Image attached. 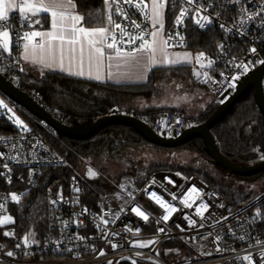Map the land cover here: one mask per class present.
<instances>
[{
	"label": "built area",
	"instance_id": "1",
	"mask_svg": "<svg viewBox=\"0 0 264 264\" xmlns=\"http://www.w3.org/2000/svg\"><path fill=\"white\" fill-rule=\"evenodd\" d=\"M110 1L114 23H120L133 35H137L138 30L131 24L132 20L141 24L142 29H145L146 23L145 35L151 39L148 35L152 29L151 21H144L139 8L130 7L125 0ZM262 2L264 0H243L242 3L233 4L231 0H193L189 4L182 0H164V11L171 15L170 26L164 32L167 49H180L188 45L186 31L190 25L199 30L214 26L221 32L217 48L211 53L201 52L204 56L200 59L204 65L200 81L209 92L213 104L218 105L233 94L235 88L229 87L233 75L241 77L264 61V13L249 22L247 27L241 28L238 23L241 19L240 9L246 8V19L259 10ZM138 3L139 0H132L133 5ZM144 3L147 4V0ZM117 6L122 11L117 12ZM182 10H186L185 15L177 24L176 18ZM110 11L105 14L107 19ZM203 15L209 16L212 21L205 29L195 23ZM29 23L31 21H26L22 28L21 14L14 12L6 24L10 30L11 52L6 56L0 51V73L15 86L20 85L22 78L20 50L27 42L23 35L34 31L33 25L28 26ZM222 24L224 28H221ZM116 36L120 38L118 30ZM252 48L256 51L252 52ZM209 60L214 62L211 67L208 66ZM242 63L248 67L246 73L242 67H238ZM205 73L208 75L205 76ZM29 94L38 99L34 93ZM106 114L131 115L146 124L151 119L149 113L118 106H113ZM198 117L162 110L156 114L150 127L158 133L172 136L197 124ZM38 124L52 135L57 134L39 119ZM64 163L65 158L36 133L28 130L0 133V218L9 214L8 205L13 201V195L22 198L29 190L44 196L46 213L45 230L36 242L25 240L26 233L18 236L12 223L0 225V264H109V261L115 264L117 260L132 264L133 261L135 264H264V257L260 255L264 251V235L253 229L248 213L249 207L264 197V192L250 204L234 208L230 200L207 185L199 175H184L173 169L158 168L141 183L133 175H121L112 184L114 189L99 193L90 207L83 204L84 186L76 179L69 181L65 191L38 186L37 177L42 167ZM85 165L88 164L85 162ZM193 187L197 191L189 193L188 189ZM152 193L159 196L166 206L177 209L168 221L162 219L167 214V208L157 204ZM173 196L176 198L173 199ZM186 198L192 207L182 203ZM202 203L208 205L207 209H202L203 216L196 213ZM133 208H139L148 216V220L138 216L132 211ZM186 216L195 224L190 226ZM223 217H227V220ZM105 220L108 223L105 224ZM161 228L163 232L159 231ZM5 232L12 235L5 236ZM168 238L177 239L189 251L190 257H187L185 250L177 248L163 252L161 244ZM258 240L260 244H257ZM18 244L20 247H17ZM113 244L117 247L113 248ZM101 250L103 255H100ZM9 251L13 252L12 256L7 255ZM180 258L186 260L180 261Z\"/></svg>",
	"mask_w": 264,
	"mask_h": 264
},
{
	"label": "trees",
	"instance_id": "2",
	"mask_svg": "<svg viewBox=\"0 0 264 264\" xmlns=\"http://www.w3.org/2000/svg\"><path fill=\"white\" fill-rule=\"evenodd\" d=\"M74 3L77 5L78 14L85 17L90 13L93 14L91 21L85 23V26L105 27L107 25L105 14L110 9L105 5L104 0H74ZM164 16L167 17V19L164 18L165 32L170 26L171 15L165 12ZM187 29L189 38L187 48L192 51L211 53L217 48L220 41L218 38L222 36L214 26L199 30L190 25ZM153 72V70L150 72L145 83L116 85L74 78L57 72H47L36 80L22 71L21 83L18 87L37 95L38 100L57 119L77 126L81 123L89 124L95 121L116 105L142 111L127 103L139 96L153 95ZM216 106V104L209 106L196 122L204 121ZM12 108L24 120L28 131L41 136L47 144L65 158V163L60 166L42 167L37 177V184L43 189L48 187L53 191H57L58 188L65 191L69 181L72 178L76 179L84 186L83 204L90 207L93 206L99 193L114 189V186L109 183L111 176H115L117 181L121 175L130 174L138 183H141L151 171L158 168L173 169L184 175H199L207 185L230 200L234 208L250 204L264 192V189L260 192L231 191L223 187V179L213 176L211 171L219 175L229 173L212 162L202 140L198 137H193L179 145L165 147L150 142L132 126L111 123L100 128L88 138L73 139L59 134L52 135L38 124V118L27 110L14 104ZM159 111V109H143L142 112L151 115L150 121H147L149 126H152L151 123ZM17 130L8 119L0 116V133L17 132ZM210 133L222 156L231 163L248 166L261 160L260 157L264 155V116L255 103L252 89L242 95L231 109L210 128ZM182 150L193 155L191 162L182 165L174 164L172 161L175 153ZM158 151L166 152L168 159L163 161L156 157L159 154ZM85 162L97 171L98 178L86 176ZM259 175L264 177V171L250 176L258 177ZM8 206L9 213L13 217L12 224L18 236L26 233L35 241L40 240L46 227L44 196L29 190L19 201H12ZM248 213L253 229L258 234L264 235V197L251 205ZM115 264L132 263L117 260Z\"/></svg>",
	"mask_w": 264,
	"mask_h": 264
},
{
	"label": "snow or ice",
	"instance_id": "3",
	"mask_svg": "<svg viewBox=\"0 0 264 264\" xmlns=\"http://www.w3.org/2000/svg\"><path fill=\"white\" fill-rule=\"evenodd\" d=\"M182 2L191 4L193 0H182ZM233 4L242 3L243 0H231ZM105 5L111 9L112 5L110 0H104ZM130 7H137L143 12L144 21H151L152 29L148 31V35L151 39H148L145 35V29H147V24L145 23V29L141 28V24L137 23L135 20L131 21V24L135 29L138 30L137 35L131 34L129 31L125 30V27H122L120 23H114L112 19L113 13L109 12V16L107 19V25L105 27L99 28H88L83 26L85 23L91 21V17L93 14H88L85 17L82 14H78L76 12L77 5L74 3V0H23L22 3L18 5L19 13L21 14V27H24L26 21H30L32 16H36L38 14H50L51 16V28L45 32L39 31H31L25 32L23 35V39L27 41L23 44V52L22 59L25 62H30L32 64H36L41 66V74L43 75L44 70H54L58 69L62 72H67L69 75H77L84 76L85 75V54L87 53V64H88V77L96 80L104 79V75L102 74V69L104 68V60L105 57L108 61H117V68L120 67H128V68H138V73H122L117 72L113 73L109 71L107 73V78L112 80L115 79L117 82L126 79H137L142 80L146 79L147 72L157 66L161 65H181L183 63L190 62V54L184 53H176L173 58L169 57V53L167 51L168 41L162 38L164 21H163V11L165 7L164 0H150V5L145 4L144 0H139L137 5L132 4V0H125ZM259 10L254 12L252 15L244 18V14L246 13V8L240 9L241 19L238 21L239 26L241 28L247 27L249 22L254 21L255 19L261 16V13H264V2L258 6ZM10 9H14V5L9 3L5 4V0H0V28H4V31H0V51L4 53H10V44H9V36L10 32L6 27L7 22L10 19ZM122 11V9L117 6V12ZM186 10H182L180 15L176 18V23H181V17L185 15ZM218 15V14H217ZM125 19L128 17L125 15ZM204 21V22H201ZM69 21L71 22L69 24ZM39 20H36L35 23H39ZM196 24L199 25L201 29H205L209 24L212 23L211 19L207 15H203L200 19L195 21ZM159 25V28L156 27ZM29 27L32 26L31 23L28 24ZM111 26V27H109ZM225 26L222 24L221 28ZM262 27H264V20H262ZM119 31L120 38L117 39L116 32ZM244 34V33H241ZM34 37H42L46 39H42L39 43H34ZM109 37H111V42H109ZM127 37V39H125ZM157 37H161L157 39ZM171 37H169V40ZM183 38H181L182 40ZM53 42H59L58 44H54ZM17 46L19 45V39L16 40ZM77 45H79V61L77 62ZM128 45L130 47H125ZM67 46V47H66ZM252 52H255L256 49L252 48ZM58 53V55H57ZM204 56V53L198 54L196 57L197 63L200 62L201 57ZM67 58L68 65L65 66V59ZM214 62L212 60L208 61V66ZM260 63H264V61H260ZM109 68L112 67L111 63L108 65ZM201 67H204L201 64ZM238 67L243 68V72L248 71V67L246 64H240ZM24 71L23 68L20 69ZM95 72V75L93 73ZM199 75V73H196ZM205 76L208 74L205 73ZM223 76V73H221ZM211 79V77H209ZM240 79L238 75H233L229 80V87L235 88L237 86V82ZM0 107H7L3 100H0ZM11 111V109H8ZM15 123L18 125H23V121L19 118L16 119ZM27 131V126L24 125V129ZM255 151H259V149H255ZM264 160V155L260 157ZM89 176L94 177L97 173L91 169L88 172ZM179 175V173L177 174ZM155 181H153L154 183ZM172 183V181H169ZM123 187V186H122ZM77 191H79L77 189ZM197 191L195 187L188 189V192ZM152 196L155 198L156 203L161 207L167 208V214L162 217L164 221H168L172 213L177 211L175 207H171L170 205L166 206L164 201L156 196L155 193H152ZM176 197L173 196V199ZM19 196L13 195V201H19ZM186 207H192L191 204L187 202V198L182 201ZM208 205L202 203L196 209V213L198 215L203 216L202 209H207ZM85 211H87L85 209ZM133 212H135L138 216H143L144 220H148V216H146L139 208H133ZM259 215V213H257ZM188 219L189 225H194L195 221L190 219L189 217H185ZM222 219L227 220V217H223ZM12 221V217H4L0 218V225L7 224ZM104 223H108V221H104ZM203 225H201L202 227ZM179 227V225H178ZM139 231V230H138ZM160 232H163L164 229H159ZM5 236H11L12 233L5 232ZM31 235V234H30ZM107 235V234H106ZM79 239H84L83 237H79ZM217 240L219 237L216 238ZM243 239V237H241ZM30 242V241H26ZM153 241H149L148 243H152ZM261 241H257V244H260ZM141 247H145L146 245H140ZM2 247V245H0ZM17 247H20L18 244ZM113 248L117 247L116 244L112 245ZM71 251V249H69ZM220 251V249H217ZM103 250L100 251V255H103ZM8 256H12L13 252L9 251L7 253ZM262 257H264V251L260 253ZM248 257H246L247 259ZM109 264H112L109 261ZM135 264V261H133Z\"/></svg>",
	"mask_w": 264,
	"mask_h": 264
},
{
	"label": "water",
	"instance_id": "4",
	"mask_svg": "<svg viewBox=\"0 0 264 264\" xmlns=\"http://www.w3.org/2000/svg\"><path fill=\"white\" fill-rule=\"evenodd\" d=\"M196 73H199V75H196ZM201 75L202 72L200 68L194 67L192 69V76L195 80L200 79ZM263 76L264 63H259L254 69L240 77L233 94L222 103L218 104L204 121L186 127L179 133H174L172 136H166L164 132L158 133L144 121L125 114H105L89 124L81 123L77 126L66 124L51 114L48 109L40 101L32 97L29 92L13 85L1 73L0 91L12 102L21 106L39 120L45 122L48 127L55 130L59 135L73 139H84L92 136L96 131L107 124L121 123L132 126L150 142L165 147L179 145L193 137H198L202 140L205 150L214 164L220 166L229 174L248 176L264 171V160L261 159L248 166L231 163L220 153L210 133V128L221 119L231 109L235 102L238 101L249 89H252L255 103L264 116ZM85 168L86 176L91 178L88 174L89 169L93 171L95 170L89 165H85Z\"/></svg>",
	"mask_w": 264,
	"mask_h": 264
},
{
	"label": "crops",
	"instance_id": "5",
	"mask_svg": "<svg viewBox=\"0 0 264 264\" xmlns=\"http://www.w3.org/2000/svg\"><path fill=\"white\" fill-rule=\"evenodd\" d=\"M148 1V0H147ZM150 1V0H149ZM23 0H5V4H13L14 9H10V14L14 12L19 13V7L18 5L22 3ZM147 4H149L147 2ZM164 11H163V21H164ZM36 20H39V23H35ZM31 23L33 25L34 31L39 32H45L50 30L51 28V16L50 14H38L36 16L31 17ZM71 22L69 21V24ZM85 26V25H83ZM88 27V26H85ZM100 26L95 27H88V28H99ZM110 27V26H109ZM0 30V31H4ZM9 30V29H8ZM10 32V30H9ZM161 37H157V39H160ZM162 38L164 39V28H163V35ZM42 39V37H34L33 42L39 43ZM54 44H58L59 42H53ZM9 44L11 49V42L9 38ZM67 47V46H66ZM77 47V62L79 61V45ZM186 49L185 48H180ZM179 50V49H176ZM187 50L191 51L187 48ZM11 52V50H10ZM22 52L23 47L20 50V58H21V68L24 69L23 73L27 74L31 78H34L36 80L40 79L42 76H44L47 72H57L62 73L64 75L74 77V78H80V79H87L94 82L99 83H109V84H132V83H145L148 80V77L150 75V72L153 70V89L154 93L153 95L149 97H136L130 100L127 104L135 109H176L179 110V112H182L186 116H196L201 115L209 106L213 105V102L211 101V97L208 96L209 92L206 91L207 89L204 87V85L201 83L200 79L195 80L192 76V69L194 67H200V70L202 69L201 63L198 64L195 63L194 60L190 59V62L183 63L181 65H161L154 67L150 69L146 74V79L137 80L135 78L133 79H126L121 80L117 82L115 79H108L107 73L109 71L113 72L114 74L117 72L122 73H138V68H128V67H120L117 68V61H108L105 57L104 60V68L102 69V74L104 75V79L102 80H96L88 77V64H87V53L85 54V75L84 76H77V75H69L67 72H62L58 69L54 70H44L43 75L41 74V66L32 64L30 62H25L22 59ZM192 52H198V51H192ZM4 53V52H3ZM178 53H173V56ZM198 52V54H200ZM10 53H4V55L8 56ZM58 55V53H57ZM170 57V58H172ZM111 63L112 67L109 68L108 65ZM68 61L67 58L65 59V66L67 67ZM198 67V68H199ZM22 73V71H21ZM95 75V72L93 73ZM30 92V91H29ZM37 96V95H36ZM38 98V97H37ZM38 100V99H37ZM39 101V100H38ZM211 101V102H210ZM211 103V104H210ZM209 105V106H208ZM85 167V166H84ZM86 169V168H85Z\"/></svg>",
	"mask_w": 264,
	"mask_h": 264
},
{
	"label": "rangeland",
	"instance_id": "6",
	"mask_svg": "<svg viewBox=\"0 0 264 264\" xmlns=\"http://www.w3.org/2000/svg\"><path fill=\"white\" fill-rule=\"evenodd\" d=\"M150 5V1H147ZM157 28H159V25H156ZM4 29V28H3ZM1 29V30H3ZM10 38V36H9ZM168 53H169V57L173 56V53L178 52L180 54H184V53H188L190 54V59L194 60L195 63H197L196 61V57L198 56L197 52H191L187 49H167ZM173 58V57H172ZM198 64V63H197ZM0 100H3L5 102V104L7 105V107H0V116H4L6 119L9 120V122L16 127L18 130H23L24 129V125H26V123L24 122V120L16 113L15 110H13V108L11 107L13 104L17 105L16 103L12 102L7 96H5L1 91H0ZM11 104V105H10ZM8 109H11V111H8ZM19 118L21 121H23V125H18L17 123H15L16 119ZM27 126V125H26ZM159 154L156 155V157H158L161 160H167L168 159V154L166 152L163 151H158ZM192 154L187 152V151H179L177 153H175V158L172 161L174 164H188L191 162V158H192ZM87 163V162H86ZM95 172L97 173V171L95 170ZM212 175L218 178H222V183H223V187L228 188L231 191H237V190H243V191H250V192H260L261 190L264 189V177H261L260 175L258 177H253V176H237V175H233V174H224V175H219L216 172H213V170L211 171ZM96 178L99 177V174L97 173L96 176H94ZM111 179H109V183L113 184L116 180H115V176H111ZM12 217V215L9 213L7 215H5L4 217ZM3 217V218H4ZM13 222V217H12V221L7 223L10 224ZM131 234H136L135 232H131ZM28 236L25 237V240H31L33 242H36L32 237L29 236V234H27ZM172 248H177L180 250H185L187 252V257H190V253L187 249L184 248V246L177 240V239H172V238H168L165 239L162 244H161V250L164 252L166 250L172 249ZM168 256V255H167ZM180 261H185V259H179Z\"/></svg>",
	"mask_w": 264,
	"mask_h": 264
},
{
	"label": "bare ground",
	"instance_id": "7",
	"mask_svg": "<svg viewBox=\"0 0 264 264\" xmlns=\"http://www.w3.org/2000/svg\"><path fill=\"white\" fill-rule=\"evenodd\" d=\"M165 17H166V16H164V18H165ZM166 19H167V17H166ZM166 19H165V20H166ZM189 27H190V26H189ZM187 31H188V29H187ZM187 31H186V33H188ZM217 31H218V30H217ZM217 33H218V32H217ZM218 34H219V33H218ZM219 36H220V35H219ZM220 37H221V36H220ZM220 37L218 38L219 40H220ZM213 38H215V37H213ZM216 38H217V37H216ZM188 40H189V38H188ZM216 41H218V40H216ZM216 41H215V42H216ZM217 43H218V42H217ZM186 49H187V46H186ZM188 49H189V48H188ZM213 49H214V48H213ZM10 50H11V49H10ZM191 52H192V50H191ZM209 52H210V51H209ZM206 53H207V52H206ZM197 54H198V52H197ZM8 55H9V54H8ZM196 61H197V60H196ZM21 64H22V63H21ZM196 64H197V63H196ZM198 67H199V66H198ZM199 68H200V67H199ZM23 90H24V89H23ZM206 91H207V90H206ZM208 96H210V94H209ZM210 102H211V101H210ZM210 104H211V103H210ZM10 105H11V104H10ZM116 106H117V105H116ZM122 106H123V105H122ZM208 106H209V105H208ZM11 107H12V106H11ZM120 107H121V105H120ZM124 108H126V107H124ZM137 110H138V109H137ZM156 110H157V109H156ZM161 110H164V109H160V111H161ZM165 110H166V109H165ZM168 110H169V109H168ZM15 111H16V110H15ZM142 111H143V110H142ZM142 111H141V112H142ZM181 113H182V112H181ZM33 116H34V115H33ZM192 116H193V115H192ZM198 116H199V115H198ZM200 116H201V115H200ZM36 118H37V117H36ZM198 119H199V117H198ZM151 124H152V123H151ZM72 126H73V125H72ZM46 130H47V129H46ZM17 131H18V130H17ZM29 131H30V130H29ZM6 132H9V131H6ZM40 137H41V136H40ZM41 138H42V137H41ZM48 145H49V144H48ZM49 146H50V145H49ZM50 147H51V146H50ZM51 167H52V166H51ZM38 177H39V176H38ZM203 181H204V180H203ZM204 182H205V181H204ZM38 186H39V185H38ZM44 187H45V186H44ZM47 188H48V187H47ZM60 188H61V187H60ZM62 190H63V189H62ZM30 193H31V192H30ZM219 193H220V192H219ZM27 236H28V235H27Z\"/></svg>",
	"mask_w": 264,
	"mask_h": 264
}]
</instances>
